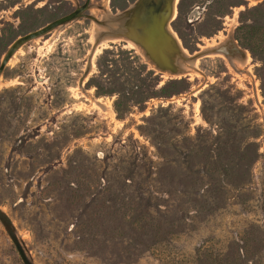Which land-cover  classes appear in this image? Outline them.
<instances>
[{"label": "rangeland", "instance_id": "374dc122", "mask_svg": "<svg viewBox=\"0 0 264 264\" xmlns=\"http://www.w3.org/2000/svg\"><path fill=\"white\" fill-rule=\"evenodd\" d=\"M83 1L0 0V60ZM135 1L90 0L97 20L26 42L0 75V264H24L12 234L32 264H264V0L177 1L201 74L113 34Z\"/></svg>", "mask_w": 264, "mask_h": 264}, {"label": "water", "instance_id": "95a60500", "mask_svg": "<svg viewBox=\"0 0 264 264\" xmlns=\"http://www.w3.org/2000/svg\"><path fill=\"white\" fill-rule=\"evenodd\" d=\"M90 6V0L81 4L65 15H62L46 24L17 37L7 48L0 60V75L15 52L26 42L41 37L60 25L67 24L78 18L86 17L97 20L92 14L85 11ZM119 16L122 20L119 28L121 31L113 32L116 36L126 37L139 44L145 56L151 60L156 68L161 70H174L171 55L178 52L172 36L168 33L167 23L172 12V0H136L131 6L122 10ZM105 33L99 34L102 37ZM221 47L220 50H224ZM86 73V70L84 71ZM83 80V75L79 81ZM0 221L7 228H14L8 215L0 209ZM15 248L24 264H32L26 256L23 247L15 236L11 235Z\"/></svg>", "mask_w": 264, "mask_h": 264}, {"label": "bare ground", "instance_id": "6f19581e", "mask_svg": "<svg viewBox=\"0 0 264 264\" xmlns=\"http://www.w3.org/2000/svg\"><path fill=\"white\" fill-rule=\"evenodd\" d=\"M29 1H31V0H29ZM177 1L178 0H172V12H171V15H170V17H169V20H168V22L169 21H171L173 18H174V16H175V13H176V4H177ZM253 2H255V1H258V0H252ZM104 2H105V4L107 5L108 4V2H109V0H104ZM70 23V22H69ZM65 25V24H64ZM60 26H63V25H60ZM58 27V29L59 28H62V27ZM58 29H56V30H58ZM56 30H55V32H56ZM167 30H168V33L172 36V38L174 39V42H175V44H176V48H177V51L178 52H174L172 55H171V62H172V64H174V70H167V72L168 73H174L175 72V74H187V73H189V72H192V73H194V74H201V72L198 70V68L196 67V62H197V57H192V59L191 60H188L187 61V63L185 64L183 61H185V60H187V57L186 56H189V54L186 52V50H185V48L184 47H182V45H181V41H180V39L175 35V33L170 29V27H169V24L167 23ZM231 34H232V30H231V28L229 29V32H228V38H231V40H232V42L235 44L236 43V41L232 38V36H231ZM112 39H113V37H111ZM106 39H110V37H106V38H104L103 40H102V42L103 41H105ZM111 39V40H112ZM115 39V38H114ZM222 41L221 42H223L225 39H221ZM49 42H51V41H49ZM48 42V43H49ZM137 44V43H136ZM138 46H139V48L140 49H142L141 48V46L139 45V44H137ZM98 51V48H93L92 50H91V59H92V57L96 54V52ZM209 52V50H208V47H202L201 48V51L200 52H198L197 53V55L196 56H198V57H201L202 55H204V54H207ZM202 54V55H200V54ZM242 53H243V57H242V61H243V63H248V61H249V59H250V57H249V54H248V52L246 51V50H242ZM175 57H178L179 59H178V64L177 65H175V61H174V58ZM230 62L232 63V64H234L235 65V61H234V59H231L230 60ZM89 96H91V95H88V99L89 98H91V97H89Z\"/></svg>", "mask_w": 264, "mask_h": 264}, {"label": "trees", "instance_id": "16d2710c", "mask_svg": "<svg viewBox=\"0 0 264 264\" xmlns=\"http://www.w3.org/2000/svg\"><path fill=\"white\" fill-rule=\"evenodd\" d=\"M249 28V29H247ZM252 28V27H251ZM250 28V26L248 25H239L237 28H236V35L239 37V38H243L245 39L246 37H253L252 40L254 41L256 38H257V35H256V30H252ZM242 30H245V31H242ZM249 30V31H248ZM247 31V32H246ZM247 35V36H246ZM261 38L259 37V40ZM253 47L255 46L254 44H252Z\"/></svg>", "mask_w": 264, "mask_h": 264}, {"label": "crops", "instance_id": "0c3cea01", "mask_svg": "<svg viewBox=\"0 0 264 264\" xmlns=\"http://www.w3.org/2000/svg\"><path fill=\"white\" fill-rule=\"evenodd\" d=\"M144 54V53H143Z\"/></svg>", "mask_w": 264, "mask_h": 264}]
</instances>
